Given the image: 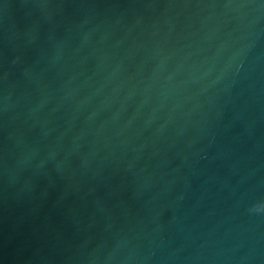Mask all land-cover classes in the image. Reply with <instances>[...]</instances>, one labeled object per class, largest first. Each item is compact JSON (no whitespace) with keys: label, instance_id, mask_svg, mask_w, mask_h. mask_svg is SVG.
Listing matches in <instances>:
<instances>
[{"label":"water","instance_id":"water-1","mask_svg":"<svg viewBox=\"0 0 264 264\" xmlns=\"http://www.w3.org/2000/svg\"><path fill=\"white\" fill-rule=\"evenodd\" d=\"M0 264H264V0H0Z\"/></svg>","mask_w":264,"mask_h":264}]
</instances>
